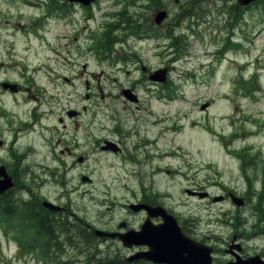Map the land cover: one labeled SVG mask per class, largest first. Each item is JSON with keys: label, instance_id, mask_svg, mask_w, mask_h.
Wrapping results in <instances>:
<instances>
[{"label": "rangeland", "instance_id": "obj_1", "mask_svg": "<svg viewBox=\"0 0 264 264\" xmlns=\"http://www.w3.org/2000/svg\"><path fill=\"white\" fill-rule=\"evenodd\" d=\"M115 1L102 0L99 6L103 11L100 12L98 7L97 14L93 12L95 21L90 24L91 38L104 31V24L97 23V20H112L106 15L119 13L124 7L132 14L139 9H133L131 0L127 3L123 0L120 5H116ZM132 1L144 6L142 12L146 20L151 19L153 11L158 8L149 0ZM160 2L167 6L170 15L157 25V29L162 37L169 32L170 36L176 37V46L172 49L161 48L156 45L160 40L143 42L130 38L126 43L119 40L111 46L102 43L101 49H109L104 50L107 54L87 52L88 47L94 44L88 39L89 32L86 35L76 33L79 37L77 43L66 46L62 35L72 36L73 28L70 26L61 29L60 39L56 35L37 40L30 36L29 43L27 38H23L24 34L20 35L17 26H28L31 19L25 20L23 15L14 19L12 15V12H23L22 6L5 11L8 15L0 16V21L13 25L10 27L11 38L17 39L14 47L7 43L3 46L10 31H2L3 35H0V62L5 65L0 70V78L21 83L30 93L0 99L8 115L5 117L0 112V138L5 131L4 139L7 142L0 156H4L11 165L20 187L29 191L26 197L25 191H19L18 199H32L31 206L43 194L66 202L78 221L80 217L83 221L89 219L99 225L113 217L122 218L125 211L120 203L125 202L124 197L130 198L131 192L138 186L141 192L155 195L161 203L164 202L180 221L186 224L189 221V225L196 226V235L206 238L212 231L217 237L228 239L231 228L238 231V227H242L247 233L242 238L246 253L264 256V188L261 186L264 182V0L252 3L247 10H235L234 0ZM149 25L154 23L143 28L148 29ZM120 35L115 34L114 38ZM68 41L72 43L70 39ZM171 41L174 39H166L165 45ZM23 42L29 43L30 47L31 44L36 46L28 51L20 45ZM144 43L150 47L149 50ZM240 43L244 45V53L230 52L227 56L229 62L221 66L217 64L227 47L235 50ZM51 47H56L54 50L57 52L52 53ZM111 49L115 50L112 54ZM180 52H183L181 58L172 63L173 70L164 88L152 85L141 71V64L151 70L163 65L168 67L170 58L174 59ZM228 65L233 66L231 74H224ZM244 65V78L250 77V81L242 87L240 67ZM255 71H259V74L253 75ZM126 88H135L139 97L137 104L122 96L121 91ZM43 89L50 94H45ZM160 89L166 91V96L171 95L170 101L158 99ZM30 94L39 99L30 97ZM41 103L45 112H52L49 118L43 120L44 128L47 124L48 127L63 128L65 124L66 129L71 131L78 128L92 132L100 127L113 128L116 122L119 125L118 133L123 132L121 127L130 128L131 135L124 149L130 146V140L135 139L136 134L154 138L162 128V124L155 121H166L165 128L171 132V142L166 143L165 149L171 152V157L167 159L165 169L170 170V174L162 173L153 179L151 172L156 166L132 165L131 161L124 159L125 156L118 159L114 153L108 156L93 147L79 153L85 155L93 149L103 153L94 154L89 166L75 164L71 169L63 168L62 163L61 167L48 163L51 166L47 169L48 175L43 176L44 169L38 167L43 165L41 163L49 152L40 150L38 145L44 130L41 125H36L35 131L31 129L36 120L34 115L39 116ZM18 108L23 110V114ZM70 110L81 114L71 120L66 114ZM60 118L63 123H59ZM62 128H59V132L64 130L66 135L61 136L56 131L53 139L49 140L50 147L62 141L57 150L66 146L64 139L70 141L75 138L73 132ZM123 167L128 168L123 170ZM133 167L138 173L136 182H130L126 176L128 169ZM191 168L193 171L189 178ZM202 168L204 171L200 170ZM87 170L93 172L95 186L92 188L80 181V175ZM200 185H207V191L213 197L238 189L246 206L242 211H235L232 201H206L193 198L186 192ZM107 189H111V194H105ZM88 190L92 193H85ZM126 191L130 192L126 194ZM233 217L237 218V222L229 224ZM249 227L256 228L251 231ZM32 236L33 231L21 221H3L0 216V264H61L36 258L35 251L30 249L35 245ZM19 238L29 240V245L24 247ZM221 239L214 238V241L223 244ZM205 240L215 244L210 239ZM93 249L94 244H86L83 251ZM118 252L123 256L130 253L123 249ZM69 254L76 255L73 250ZM223 254L218 260L226 256ZM88 255L79 252L71 264H86Z\"/></svg>", "mask_w": 264, "mask_h": 264}, {"label": "water", "instance_id": "obj_2", "mask_svg": "<svg viewBox=\"0 0 264 264\" xmlns=\"http://www.w3.org/2000/svg\"><path fill=\"white\" fill-rule=\"evenodd\" d=\"M255 0H238L239 4L246 5ZM164 13L161 14L163 16ZM155 73L150 78L164 80L163 77ZM1 175V171H0ZM11 185L9 178L0 180V193ZM106 235V234H104ZM124 244L148 245L149 251L138 254L137 257H144L159 263L167 264H210V249L199 246L179 231L174 224L168 227H142L139 233H129L123 235ZM235 264H264L259 257H254L246 261H237Z\"/></svg>", "mask_w": 264, "mask_h": 264}, {"label": "flooded vegetation", "instance_id": "obj_3", "mask_svg": "<svg viewBox=\"0 0 264 264\" xmlns=\"http://www.w3.org/2000/svg\"><path fill=\"white\" fill-rule=\"evenodd\" d=\"M13 0H0V16L4 17L7 14H5L6 8L9 6H12ZM47 3H50L52 5H54L52 7V10L50 11V13L48 15H46L45 17H37L33 20H31V22L29 23V25L27 27L21 26L22 29H25V33L27 34V36L32 33V34H36V36L38 37V32H40L42 29H48V27H45V21L46 22H56V26L60 25V20L63 21V23L65 25L71 24L73 27L76 25L77 21L78 23H82L84 22V19L88 16H86V12L88 9H91L93 6L97 5L98 2L95 3H91L88 2L87 0H47ZM17 5H21V2L19 3V1H16ZM10 11V10H8ZM78 12V15L76 16L75 14ZM60 16V17H58ZM58 17V18H57ZM44 23V24H43ZM37 29H39L38 31H36ZM58 32V30L56 31ZM69 45V44H67ZM7 82L6 80L0 79V96L1 98L5 95L10 93V91L8 89H5L3 87V83ZM66 129V128H65ZM70 132H73L74 136L75 133L78 131V129H75L74 131H71L70 129H66ZM64 131V130H63ZM66 134V133H65ZM77 138H73L69 141L70 144L74 145V142L76 141ZM66 139L63 140V142H65ZM0 143H2V141H0ZM118 145L121 147V152L123 151L124 147L121 145L122 141L119 143L117 141ZM58 146H61L62 143H58ZM65 148V145H64ZM64 148H60V150L64 149ZM64 152L69 153L70 154L71 151L69 150V147L66 146L65 150H63L61 153L63 154ZM137 204H144V203H149V204H154V202L146 199V198H137L136 201ZM145 211H139L138 214L136 215L137 217L140 218V222H138L136 225H132L130 223L129 220L124 221L122 224L125 225V227H140L141 223L145 220ZM153 224H157L161 222L160 218H154L152 219Z\"/></svg>", "mask_w": 264, "mask_h": 264}, {"label": "trees", "instance_id": "obj_4", "mask_svg": "<svg viewBox=\"0 0 264 264\" xmlns=\"http://www.w3.org/2000/svg\"><path fill=\"white\" fill-rule=\"evenodd\" d=\"M128 22H132V21H130L129 19L127 20ZM91 256H93V255H91ZM89 264H126V263H121V262H119L118 260H117V258H110V259H102V260H96V261H94V262H91V263H89Z\"/></svg>", "mask_w": 264, "mask_h": 264}]
</instances>
